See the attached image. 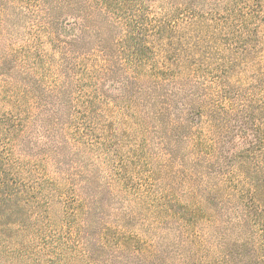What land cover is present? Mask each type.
Here are the masks:
<instances>
[{"label":"rangeland","instance_id":"374dc122","mask_svg":"<svg viewBox=\"0 0 264 264\" xmlns=\"http://www.w3.org/2000/svg\"><path fill=\"white\" fill-rule=\"evenodd\" d=\"M104 2L0 0V164L29 199L11 264H251L264 0Z\"/></svg>","mask_w":264,"mask_h":264},{"label":"trees","instance_id":"16d2710c","mask_svg":"<svg viewBox=\"0 0 264 264\" xmlns=\"http://www.w3.org/2000/svg\"><path fill=\"white\" fill-rule=\"evenodd\" d=\"M108 2L109 0H105L104 4L106 5ZM145 17L147 19V16ZM146 19L145 28H155V26H153L154 24H152L151 21L147 23ZM82 21L81 23L75 22L74 24H76L79 28L84 27ZM216 26H218V24ZM145 50L147 51V49ZM11 127L12 126L8 127L7 124L3 121H0L1 133L5 134L6 132H10V130L8 129ZM243 131L246 132L245 129H242V132ZM244 135L246 136L245 133ZM255 144L256 142L249 143V146L244 151L225 155L223 157V160H227L226 164H229V167L231 168L230 172L228 173L229 177L236 175L234 174L236 171H238L239 173H243V170H246V167L252 163L248 162L249 159H252L250 158L251 156L249 155V150L251 148H254ZM224 152L228 153V151L226 150H224ZM261 164V162L260 164L258 162V164L253 166L251 173L248 172L249 174H244L243 176L244 178H246L244 182L249 186V191L247 192L251 200V203H249V209H252L251 215L255 219L254 223L258 226V232L256 234H253L252 230L250 232V234H253L254 238L255 235L257 236V243L259 244L258 248L255 247L251 251V253L248 254V257L251 256V264H264V166H261ZM26 196H28V194H25V196L23 197L22 190L19 189L15 182V179L13 178V175L10 173V168L5 166L3 167V165L0 164V264H11L12 262L17 261L15 259H23L24 256H27L28 254V245L23 246L22 249L17 250H15V248L12 250H9L7 248V245L10 243V238L7 235V232L8 230H10L11 226L9 225V222H6L4 220L6 216L13 217L19 213V209H22V207L26 205L25 203H28L29 201ZM19 197H23L22 203L20 202ZM15 222L17 223L16 225L18 226V228H22V225L18 224L20 221L15 220ZM54 246L55 247L50 246L51 251L47 250V252L53 253L55 260L59 256V252H62V249L60 248L59 244H56ZM44 248L47 249L46 244ZM54 260L46 259L44 262H46V264H55L56 260ZM6 261L8 262L6 263ZM31 262L32 264L37 263L34 260L32 261V259Z\"/></svg>","mask_w":264,"mask_h":264}]
</instances>
